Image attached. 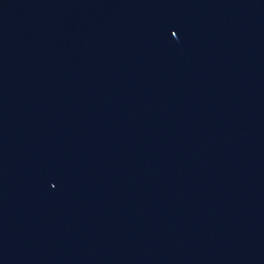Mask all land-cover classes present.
Here are the masks:
<instances>
[{
	"label": "water",
	"instance_id": "1",
	"mask_svg": "<svg viewBox=\"0 0 264 264\" xmlns=\"http://www.w3.org/2000/svg\"><path fill=\"white\" fill-rule=\"evenodd\" d=\"M0 264H264V0H0Z\"/></svg>",
	"mask_w": 264,
	"mask_h": 264
}]
</instances>
